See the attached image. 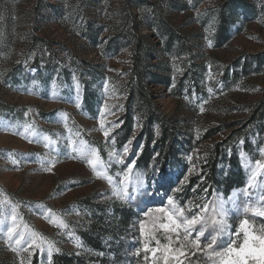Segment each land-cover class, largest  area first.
I'll return each instance as SVG.
<instances>
[{
  "label": "rangeland",
  "instance_id": "374dc122",
  "mask_svg": "<svg viewBox=\"0 0 264 264\" xmlns=\"http://www.w3.org/2000/svg\"><path fill=\"white\" fill-rule=\"evenodd\" d=\"M153 114L172 135L163 137L154 120L143 157ZM125 145L126 161L146 182L160 170L188 182L178 193L179 185L153 183L125 203L73 151L95 150L97 170L115 180L121 166L109 153ZM261 148L264 0H0V264H31L36 253L51 264L48 244L91 261L109 253L111 264H153L146 240L160 248L155 259L163 264L166 235L172 248L180 245L159 228L166 220L154 210L168 208L169 195L181 206L216 194L227 199L245 187L247 163L261 158ZM238 199L243 206L245 197ZM13 206L17 231L26 240L35 232L46 241L41 247L25 252L9 238ZM229 216L235 231L241 217ZM249 217L264 225V217ZM98 234L102 251L84 240ZM204 243L199 251L186 247L183 264H214Z\"/></svg>",
  "mask_w": 264,
  "mask_h": 264
},
{
  "label": "snow or ice",
  "instance_id": "6c2138e0",
  "mask_svg": "<svg viewBox=\"0 0 264 264\" xmlns=\"http://www.w3.org/2000/svg\"><path fill=\"white\" fill-rule=\"evenodd\" d=\"M104 107L107 108V104ZM203 111L204 109L201 108V112ZM104 123L103 115H101L100 125L103 128L104 136L108 137L110 129L103 127ZM112 127H116V125L113 124ZM25 130L27 131V129ZM72 143L75 144V141ZM112 143L114 144V140ZM128 144H131V140L128 141ZM73 151L79 152L97 176L103 177L110 185H113L114 195L125 203L133 202L137 195H147L148 189L151 188L153 183L159 187H168L169 189L173 185H179L175 188V192L178 193L182 190L183 184L187 183L189 179L188 175H184L183 180H180L174 172L160 170L158 173L154 172L153 177L146 182V174L139 170L134 171V162L126 161L129 148L125 145L122 152L113 150L109 153L112 162L121 166V170L116 173L117 179L114 180L112 176L105 175L102 170H97L100 158L95 150L86 152L81 147L79 149L74 148ZM259 155L260 159L247 163L245 187L234 190L227 199L220 194H216L212 200L201 197L198 202L194 203L190 200L181 206L176 202L174 196L169 195L167 197L168 208L154 210L161 213L166 220V222L159 224V228L163 229L165 233L175 234V241L180 245L179 248H172L173 236L166 235L169 244L163 250V264H183L181 257L185 256L184 249L187 247L196 251L201 250L202 237L205 240L204 249L215 254L214 264H264V225L255 227L253 223H250L249 217V214L252 217H264V148L259 149ZM187 159L191 161L192 157L189 156ZM13 163H16V161H13ZM52 163L54 164L55 161ZM47 170L50 171L51 169ZM120 177L122 179H119ZM204 191L207 192V189H204ZM239 196L245 197L243 206L238 199ZM193 209H198V211H193ZM233 210L241 217L235 231L231 230L229 225V214ZM186 211L189 214L186 215ZM148 214L145 213V215ZM16 218L15 206H13L11 214L13 224L7 229V235L9 238H15V244L21 245L23 251L27 252L33 246L41 247L43 243H46L35 232L26 240L25 235L17 231V225L14 223ZM3 222V220H0V224ZM209 228H211V231L208 236H205V232ZM193 233H195L194 237ZM38 240H41V244H37ZM218 240L221 241L220 245H217ZM156 244L159 245L160 241L157 240ZM217 248L220 250L218 251ZM53 250L59 251L54 245L48 244L49 261ZM144 250L152 253L153 264H156V253L160 251V248L149 247L146 240ZM12 251L15 252L17 249L12 248ZM144 258L147 260L148 256L146 255Z\"/></svg>",
  "mask_w": 264,
  "mask_h": 264
},
{
  "label": "trees",
  "instance_id": "16d2710c",
  "mask_svg": "<svg viewBox=\"0 0 264 264\" xmlns=\"http://www.w3.org/2000/svg\"><path fill=\"white\" fill-rule=\"evenodd\" d=\"M133 49H134L135 53H137L136 48L134 47ZM135 60H136V55H135ZM153 116H156V117L155 118H153V117L148 118V120L145 123V127H144V130L147 132L148 138L146 140V147H145L144 152H143L144 155H142L143 157L150 155V152H151L149 144H150V140L152 137L151 125H152V122L154 120L158 121L161 124V130H162L163 137H165V138L169 137L170 138L172 135L171 129L165 125L164 118L158 114L157 115L153 114ZM121 128H122V130H125L126 132H130V130L132 128V119L129 118L126 123L122 124ZM234 133H236V132L232 133L233 136H234ZM231 138L227 139L225 141V144L228 143V140H230ZM220 145L221 144H218L215 148L217 158L222 156V149L220 148ZM225 181H226V184H228V185H226V187L230 186L229 181L228 180H225ZM232 181H234V179H232ZM223 184L225 185V183H223ZM211 196H212V194H211ZM96 231L98 232V230H96ZM96 235H97V233H96ZM84 240H85L87 245H95L98 250H100V251L104 250V246L101 245V242H100L99 234H98V236H95V239L90 237V236L85 235ZM109 251L110 250H107V252H109ZM113 261H115V260L113 259V257H111L109 255V253H105V255L103 257H101V259H98L95 261H91L87 257H79L75 254H71L68 252H57L54 255H52V257H51V264H111ZM31 264H40L39 257L37 255V253L32 258ZM130 264H137V263L132 262Z\"/></svg>",
  "mask_w": 264,
  "mask_h": 264
}]
</instances>
